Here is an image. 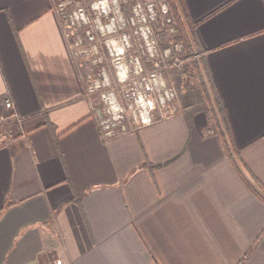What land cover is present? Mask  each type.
<instances>
[{
    "label": "crops",
    "instance_id": "obj_1",
    "mask_svg": "<svg viewBox=\"0 0 264 264\" xmlns=\"http://www.w3.org/2000/svg\"><path fill=\"white\" fill-rule=\"evenodd\" d=\"M183 3L234 158L200 98L105 137L53 0H0V264H264V0Z\"/></svg>",
    "mask_w": 264,
    "mask_h": 264
},
{
    "label": "built area",
    "instance_id": "obj_2",
    "mask_svg": "<svg viewBox=\"0 0 264 264\" xmlns=\"http://www.w3.org/2000/svg\"><path fill=\"white\" fill-rule=\"evenodd\" d=\"M91 3L92 0H53V8L59 14L65 33L69 36V45L74 58L86 64L92 63L99 66L96 73L87 75L89 86L94 85L95 80L102 79L105 73L111 77L109 88H98L92 93L88 91V95L101 94L103 106L95 111L101 128L100 132L107 138H113L129 130L152 125L161 118L176 115L183 106L180 104L177 89L168 81L166 75L171 70L181 67L186 60L192 58L199 60L201 54L195 51L192 56H182L185 43L176 39L178 28H176L177 24L168 0H120L121 10L129 23L113 33L114 37L102 35L95 30L96 12L91 8ZM149 4L153 5L155 19H152L151 14L148 13ZM161 5H166V12H161ZM81 12L87 18L82 16L80 20L78 14ZM109 19L105 18L104 23H108ZM142 27L150 29L147 40L140 32ZM119 37L123 38V42L127 43L128 47L112 48L106 44L107 39ZM115 42L113 39V45ZM178 45L179 52L176 50ZM150 47L153 49L152 52L149 51ZM95 60L99 62L94 63ZM116 60L129 66V78L124 82L120 81L114 70L113 64ZM107 61L111 65L106 66ZM154 74L163 76L166 88L157 89L151 84ZM106 93H114L123 107L118 121H112L107 115L103 101ZM120 93L124 97H121ZM162 96L165 97L163 104L160 103ZM168 96H171V99H168ZM5 104L7 108H13L11 100H6ZM139 106H144V109ZM143 110L149 113L148 123H144L141 117ZM6 120V115H0V127ZM56 264L67 263L60 260Z\"/></svg>",
    "mask_w": 264,
    "mask_h": 264
},
{
    "label": "clouds",
    "instance_id": "obj_3",
    "mask_svg": "<svg viewBox=\"0 0 264 264\" xmlns=\"http://www.w3.org/2000/svg\"><path fill=\"white\" fill-rule=\"evenodd\" d=\"M91 8L96 12L95 18V30L100 34L109 37H114L113 33H116L118 30H121L122 26H126L129 21L121 10L120 0H92ZM166 5H161V12H166ZM148 13L151 14V18L155 19V12L153 11V5H148ZM76 15V14H74ZM87 18L82 12L78 14V18L80 17ZM105 18H110L108 23H104ZM141 18L143 19V15L141 13ZM82 20V19H80ZM141 34L144 36L145 40L148 39V34L150 29L147 27H142L140 29ZM115 39V45H113L112 40ZM106 44L109 47L120 48V47H128V44L123 42V38H110L106 40ZM178 52L180 51V46H177L176 49ZM149 51L152 52L153 49L150 47ZM94 63H98L99 60L93 61ZM114 70L116 72L117 77L123 82L129 78L130 69L129 66L120 61L116 60L113 64ZM151 84L157 89L166 88V81L162 75L154 74L151 78ZM111 86V77L105 73L103 74L102 79H97L94 81V85H90L88 87L89 93H92L95 89L98 88H109ZM171 99V96L167 97ZM104 105L106 106L107 115L111 118L112 121H118L121 118V113L123 112V107L118 99V97L114 93H106L103 97ZM165 102V97L160 98V103ZM144 109V106H139ZM141 117L144 123L149 122V113L147 110H143L141 112Z\"/></svg>",
    "mask_w": 264,
    "mask_h": 264
},
{
    "label": "trees",
    "instance_id": "obj_4",
    "mask_svg": "<svg viewBox=\"0 0 264 264\" xmlns=\"http://www.w3.org/2000/svg\"><path fill=\"white\" fill-rule=\"evenodd\" d=\"M168 3L170 4L171 11L174 14L173 16L177 24L176 28H178V40L186 43L187 48H189L188 55L192 56L195 51H200L196 28H194L196 25L190 20V17H188L187 9L184 6L183 0H169ZM192 62L196 69H198V78L202 81L200 84V90L204 93L205 101L203 103L205 104L207 110L206 114L209 116V120L211 121L210 129H214V131L218 132L219 135L222 136L221 139L223 140L226 152L234 158V153L238 155L239 152L232 149V133L229 127L230 125L227 114H225L226 111L224 105L221 102L219 94L215 90L208 67L205 65L206 60L204 57H201L199 60L193 59ZM206 79L209 81L210 86L206 83ZM146 167L151 168L153 166L147 163ZM260 189H263L261 192L264 193V186L261 185ZM77 201L79 202L78 199Z\"/></svg>",
    "mask_w": 264,
    "mask_h": 264
},
{
    "label": "rangeland",
    "instance_id": "obj_5",
    "mask_svg": "<svg viewBox=\"0 0 264 264\" xmlns=\"http://www.w3.org/2000/svg\"><path fill=\"white\" fill-rule=\"evenodd\" d=\"M168 2H169V0H168ZM169 6H170V4H169ZM176 39L177 40L179 39L178 34L176 36ZM160 48H161V46H160ZM188 52H189V48H187L186 43H185V50H184V52H182L183 53L182 56L183 57L189 56ZM192 60H193V58L186 60L184 62V64L181 65V67H178V68L173 69L170 72H168L166 77H167L168 81L177 89L176 91H178L180 100H181V97H183L187 103H190V102L193 103V102H198L199 98H200L202 100V103H203L205 101L204 93L202 90H200L201 89L200 84L202 83V81H200V79L198 78V76H199L198 69H196L195 65H193ZM105 65L107 66V65H111V64L109 63V61H107L105 63ZM86 66H88V68H89V69H87L88 72L84 74V78L87 80V75L90 73H92V74L96 73L98 71L99 66L93 65L92 63L91 64L87 63ZM206 83L210 86L209 81L207 79H206ZM88 86H89V84H88ZM89 95L92 97L101 98V94H99V93H93L92 95L91 94H89ZM121 97H124V95L121 94ZM101 100L102 99L96 100L97 104L93 106L94 111L100 110L102 108L103 103ZM182 109L183 108H181L179 110V112ZM2 127H0V128H2Z\"/></svg>",
    "mask_w": 264,
    "mask_h": 264
}]
</instances>
